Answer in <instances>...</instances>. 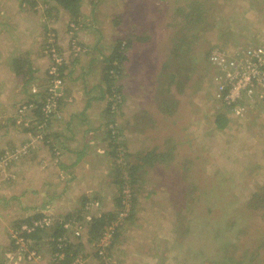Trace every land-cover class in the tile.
<instances>
[{"label":"rangeland","instance_id":"rangeland-1","mask_svg":"<svg viewBox=\"0 0 264 264\" xmlns=\"http://www.w3.org/2000/svg\"><path fill=\"white\" fill-rule=\"evenodd\" d=\"M18 6L26 7L37 18V24L31 15L19 14ZM73 16L51 0H0V119L10 120L13 116L15 122L18 119L23 122L29 113L39 119L38 106L33 104L34 109L20 113V106L29 99L18 109L16 93L8 91L10 86L5 84L12 75L11 66L16 78L26 77L27 60L35 57L36 61L37 54L42 53L47 60L44 76L39 81L28 82L32 99L42 102L50 64L44 53L47 46H54L63 56L60 71L65 90L67 62L85 57L87 52L91 53L87 57L104 61L116 50L119 39L126 40L130 31H136L133 47L124 49L131 59L124 62L118 81L123 85L122 91L120 95H111L115 100L109 96L111 107L117 104L118 107L107 113L106 120L114 121V133L118 136L110 145L106 127V145H96L93 150L95 156H102L96 171H93L94 162V169L89 168L92 160L85 161L81 168L67 170L78 173L91 188L73 203L70 198H62L59 204L62 218L68 213L72 217L71 227L65 233L72 240L69 245H80L73 257L76 260L70 263L215 264V260L223 259L225 264L224 253L218 249V242L211 238L210 231L231 223L224 234L229 245L230 240H235L234 247L228 249L230 256L241 264H264V104L241 117L228 113L217 97V68L209 59L210 51L216 46H247L249 43L241 37L253 39L262 32L259 30L264 24V1L83 0L77 17ZM143 34L149 36L146 43L141 40ZM160 60L166 61V69L159 67L165 64ZM73 67L78 74L77 66ZM164 71L180 79L185 89L179 94L172 88L171 93L162 85L163 93L156 91L152 99L153 89L166 80ZM135 75L139 79L134 87L137 90L131 84ZM33 88L38 93L33 94ZM146 103L152 106L149 108ZM62 106L63 110L76 108ZM58 108L46 129V125L43 129L38 127L37 120L26 122L28 126L33 124L37 139H45L55 163L61 165L65 158L48 135L51 121L60 115ZM225 114L227 123L219 129L215 120ZM60 119L62 123L63 116ZM19 125L23 127L22 123ZM14 147L18 152L19 146ZM152 149L165 153V159H159L153 167L134 169L141 162L138 157ZM126 152L127 156H123ZM12 158L19 157L16 154ZM131 171L134 177L129 174ZM121 175L123 187L116 183ZM13 205L15 215L8 220L11 226L4 234L9 237L5 245H0V252L11 243L9 248L15 249L12 231L24 221L21 218L25 206ZM73 205L75 209L68 211ZM108 211L118 215L113 225L106 228L109 233L104 232L98 241H88V222ZM181 215L189 229L185 237L180 236L184 228L179 227ZM3 217L2 221L6 222V216ZM242 224L252 228L248 236H242L244 242H237L236 235ZM75 231H79L78 236ZM50 240L28 241L29 247L41 254L40 264L52 259L54 241Z\"/></svg>","mask_w":264,"mask_h":264},{"label":"crops","instance_id":"crops-1","mask_svg":"<svg viewBox=\"0 0 264 264\" xmlns=\"http://www.w3.org/2000/svg\"><path fill=\"white\" fill-rule=\"evenodd\" d=\"M18 10L19 14H29L26 7L20 6ZM31 16L37 24V18L33 15ZM262 18L263 16H260V19ZM259 31H264V24ZM256 35L253 39L241 37V40L246 41L250 45H254V43L257 44L259 41V35ZM94 47L95 46H93V48ZM88 54L91 55V53L87 52L85 57L73 59V62H67L65 64V90L59 107V114L61 116H57L59 119L63 116L64 120L60 123L61 119L57 121L58 118H54L53 122L51 121L50 123L51 125H49L50 130H48V135H50L52 140L56 142L61 150L60 154L65 158L61 165L55 163L52 151L48 148L46 141L44 139H37V135H35V131L33 130V124L28 126V122H26V120H33L34 122L33 118L37 115L29 113V118L25 119L24 117L23 122L19 119L15 122L13 116L10 120L4 118L0 119V163L5 165H0V245H5L6 240L9 237L4 234L8 233L11 226V223H9L11 221L8 220L15 215L12 213L11 209L14 207L13 204L21 206V208L24 206L26 207L23 208L24 216L21 218L24 219V221H26L27 218V220H30L33 219V217H38L40 215L43 216L44 214L51 215L53 218H55L54 216H57L56 219H59L58 216H63L59 212V204L62 201V198H70L69 200L73 203L74 199L91 190L89 187L90 184L87 180H84L76 172L72 173L67 171L70 170L69 167L81 168V164L85 161L88 163L91 160L89 168L91 170L94 169L92 165L94 162L93 164H96V168L93 171H96L97 163L102 161V156H95L93 150L96 145H106L104 139L105 141L107 139L106 119L109 97L107 81L104 77L103 71L105 62L100 60V58L91 59L94 57H90V55L87 57ZM45 61L47 60L43 57L42 53L37 54L36 61L35 57H31L30 60H27L28 71L27 73L24 72L28 75L26 77L21 75L19 78H16L15 69L11 66L12 75L5 85L8 83L10 86L8 91H11V93L14 94L16 93V96L18 97V109V106L22 102H25L26 99H29V103L33 100L29 91L30 86L28 85V82L30 79H36V81H39L38 79H41L44 76L43 73L46 67ZM160 61L165 64L160 65L159 67L163 66V68L166 69L168 67L166 61ZM73 65H76L79 69L78 74H76ZM159 72L160 75H162V71ZM166 74L167 72L164 71V77ZM131 84L133 85V88L137 87L139 84L138 75L134 76V80ZM172 84H174V82ZM156 91L157 93H160L158 88L155 87L151 94L152 99H154L153 95ZM160 91L163 90L160 88ZM173 91L175 92L174 88ZM105 95L107 96L105 97ZM13 97L15 99V96ZM146 104L150 105L149 108L152 106L150 103ZM62 105L76 106V108L63 110ZM257 108L258 106L256 105L251 111H254ZM34 113L37 112L34 111ZM15 115L17 116V113ZM9 121L10 123H8ZM21 123L23 124V127L19 125ZM16 145L19 146L18 152L16 149H13L16 148L14 147ZM102 148L104 147L101 146V149ZM25 151H27V153L24 155L23 152ZM16 154L19 158H12ZM2 195H5L7 198H1ZM73 209H75V205L69 208L68 211ZM26 211H29L30 214ZM19 214H21V212ZM70 214L71 213H68L64 216ZM3 216H6V222L2 221V219L4 220ZM24 221L22 220L18 224ZM50 236L51 231H42L43 239L49 240ZM70 241L72 240L70 239ZM9 247H12V243L6 247L7 249L4 252H2L3 250L1 251L2 253L0 252V263L4 261L7 262L8 260H5L7 253L14 251ZM8 264H22V260L19 257L12 256Z\"/></svg>","mask_w":264,"mask_h":264},{"label":"built area","instance_id":"built-area-1","mask_svg":"<svg viewBox=\"0 0 264 264\" xmlns=\"http://www.w3.org/2000/svg\"><path fill=\"white\" fill-rule=\"evenodd\" d=\"M71 28L76 27L71 25ZM258 35L257 44L230 47L216 46L209 54L211 63L217 68L215 77L217 97L224 108H230V113L235 117H241L251 111L254 106L264 104V31ZM44 53L49 57L50 64L47 68L46 95L41 102L42 122L38 126L41 129L57 112L59 102L64 96V84L60 71L64 64L63 56L54 46H47ZM32 91L38 93L36 88H33ZM34 108L32 103L23 104L19 111L22 113L27 109ZM57 220L62 224L63 230L68 232L71 227L69 221H65L63 218L55 219L48 214L21 223L12 231V239L15 244L14 251L7 253V262L4 261L0 264H8L12 256L19 257L24 264H40L41 254L31 245L29 247V239H25L23 234H29L36 228L51 231ZM78 235L79 231H75V236ZM56 243L57 246L56 244L53 246L52 259L47 264H63V260L67 256L64 249L71 243L68 236L64 234L57 237ZM54 248L56 249L54 250Z\"/></svg>","mask_w":264,"mask_h":264},{"label":"trees","instance_id":"trees-1","mask_svg":"<svg viewBox=\"0 0 264 264\" xmlns=\"http://www.w3.org/2000/svg\"><path fill=\"white\" fill-rule=\"evenodd\" d=\"M53 1L56 5H58L59 7L63 8L64 10L69 11L71 14H73V17H77L79 9H80V4L83 2V0H51ZM136 31H130L128 33V36L126 37V40L124 39H119V44L116 45V50L114 49L112 52V55H110L109 57H106V60H104L105 65L103 67V71H104V77L107 81V83L109 84V88H108V97L113 94H119L121 93L122 89L121 87H123V85L121 83H118V81L120 80V78L122 77V72H123V68H124V62H126L128 60V58H130V56L127 54V50L124 52V49H128V48H132L133 47V43H134V38L133 35H135ZM145 35V34H143ZM149 36L145 35L144 37H141V40H143L145 43L148 42ZM122 40L125 41V44L122 42ZM140 40V39H139ZM123 43V44H121ZM241 46H246V45H241ZM131 59V58H130ZM129 59V60H130ZM164 77V75H163ZM162 77V78H163ZM166 78V80L160 81L159 85H158V91L160 93H163V91H160V86L164 85V89L165 91H170L171 89L174 88L176 91H179L178 93L180 94V92L182 93L183 87L180 84V79H178L177 77H175L172 74L167 73L166 76L164 77ZM174 82V84H172V81ZM116 82V84H115ZM185 83V82H184ZM114 84L116 86V88L113 90ZM112 86V88H111ZM179 88V89H178ZM162 89V88H161ZM113 90V91H112ZM112 100H115L114 97H111ZM30 103L38 106L39 108H37V111H39L38 113V118L36 119L35 117L33 118L34 121L37 120L38 125L42 122V110H41V102H38L37 100L33 99ZM26 104H29L26 103ZM111 102L109 104V106L107 107V113H112L117 107L115 106L114 108L111 107ZM227 109V112L230 113V108L225 107ZM59 109V108H58ZM49 121V120H48ZM47 121V122H48ZM47 122H46V126L45 129L47 128ZM215 123L217 125V128H222L226 125L227 123V118H226V114L225 116H217ZM114 121H107V128H108V138L111 139V143L110 145L113 143V140H115V138H117L118 134L116 135L115 133H113L114 128L116 129V127L113 126ZM225 124V125H224ZM183 129H186V127H183ZM45 140V139H44ZM120 146V145H118ZM117 147V146H115ZM171 152H169L170 154ZM165 153H157L155 152L153 149L152 150H148V151H144V155L139 158L138 157V161L139 159H141V162L136 163L134 167V169L139 170V168L145 166V165H150L151 167H153V165L160 161V160H164L165 158ZM123 156H127V152L123 154ZM160 159V160H159ZM121 171V170H120ZM130 171V170H129ZM134 171L129 172V174L133 175ZM118 174H120L118 172ZM134 177V175L132 176ZM134 181V180H133ZM123 182L124 180L122 179V175L119 176V180H117V184L120 185V187H123ZM222 184V182H221ZM133 201V200H132ZM118 205H119V200H118ZM237 210V208H235V211ZM241 213L240 211H238V214ZM70 215L64 216V220L69 221L72 220V217H69ZM118 215H116L114 212H104L102 214H100L97 217H93L91 218V220L88 222V233H89V241L93 242V241H98L103 235L104 232L106 231V228L110 227L111 225H113V222L117 220ZM41 217H33V219H37ZM62 218V217H61ZM28 219V218H27ZM26 219V220H27ZM182 219H184V216L181 215V219H179V227L183 228V230L180 231V236L185 237L186 234L189 233V229L188 227L182 222ZM27 220L28 222L31 221ZM24 221V222H27ZM23 223V222H21ZM232 224L231 223H226L225 226H223L222 228H216L215 230L212 229L210 231V236L211 238L214 240L216 239L218 242V249L222 250L224 253V258L226 259V261L228 260V263H234V264H241L238 263V261L234 260L229 254L228 249L229 246L234 247L235 244V240H229L231 241V244L229 245L227 238L224 236L225 232L228 231L231 228ZM118 228V226L116 227ZM252 226L251 225H240L238 228V233L239 235H236V240L237 242H241L243 240L244 242V238H242L243 235H247L250 230H251ZM44 229H40V228H36L33 232L29 233V234H23L25 239H30L32 242L36 241V240H41L42 239V231ZM65 230H63L62 228V224L59 223V220L56 221L55 225L53 226L52 230H51V236L50 238H53V246L56 243V239L59 236H63L65 234ZM241 235V236H240ZM249 235V234H248ZM247 235V236H248ZM223 237V241H221ZM229 236V235H228ZM227 236V237H228ZM248 238V237H247ZM247 241V239H246ZM51 241H49L50 243ZM75 246H78L77 248ZM79 244H70L67 245L64 249L65 253L67 254L66 256V260L64 261L65 264H71L70 262L72 261L73 257L76 255L78 248H79ZM56 248H54L55 250ZM218 252V250L216 251ZM225 261V264H228ZM215 264H224V260L220 259V260H215Z\"/></svg>","mask_w":264,"mask_h":264},{"label":"bare ground","instance_id":"bare-ground-1","mask_svg":"<svg viewBox=\"0 0 264 264\" xmlns=\"http://www.w3.org/2000/svg\"><path fill=\"white\" fill-rule=\"evenodd\" d=\"M42 81V80H41ZM45 81V80H44ZM45 84H46V82H45ZM33 94H35V93H33ZM196 207V206H195ZM195 207H194V209H195ZM192 208V207H191ZM247 209V208H246ZM251 211V210H250ZM187 213V212H186ZM185 215V214H184ZM190 215V214H189ZM200 218V217H199Z\"/></svg>","mask_w":264,"mask_h":264}]
</instances>
